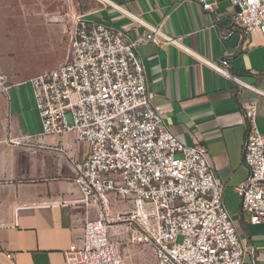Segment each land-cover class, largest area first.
Segmentation results:
<instances>
[{"label": "built area", "instance_id": "obj_1", "mask_svg": "<svg viewBox=\"0 0 264 264\" xmlns=\"http://www.w3.org/2000/svg\"><path fill=\"white\" fill-rule=\"evenodd\" d=\"M199 1L205 10H212L217 0ZM226 1L237 8L234 27H241L247 36L258 32L264 39V0ZM131 17L151 31L143 41L176 44L189 51L159 27ZM138 44L125 28L78 15L67 61L26 80L34 90L41 135L74 131L90 145L87 158L77 165L75 180L85 203L100 204L102 215L85 221L81 239L64 252L65 262L128 264L105 213L106 197L114 195L133 205L124 218L131 226L127 242L153 248L157 264H243L254 249L243 244L231 219L209 150L205 145L185 144L153 106ZM214 67L230 76L226 69ZM232 78L264 97V89ZM242 107L247 122L243 158L249 176L236 190L252 223L264 224L259 104L253 99ZM13 256L8 253L6 258Z\"/></svg>", "mask_w": 264, "mask_h": 264}, {"label": "crops", "instance_id": "obj_2", "mask_svg": "<svg viewBox=\"0 0 264 264\" xmlns=\"http://www.w3.org/2000/svg\"><path fill=\"white\" fill-rule=\"evenodd\" d=\"M86 2L87 18L125 28L132 40L139 41L153 106L185 144L207 146L231 219L243 244L254 249L243 264H264V224L252 223L236 190L249 176L243 158L247 122L242 106L258 101V126L264 132V97L232 78L264 89L262 35L247 36L241 27L235 28L237 8L226 0H217L212 10H205L199 0ZM131 14L179 39L189 51L176 44L143 41L151 31ZM41 132L32 85L26 80H0V260L4 264H66L64 252L81 239L85 221L102 215L97 204L85 203L75 180L77 165L87 158L90 145L74 131ZM29 135L34 138L24 139ZM122 237L118 240L128 264H157L153 248ZM8 253L13 258L7 259Z\"/></svg>", "mask_w": 264, "mask_h": 264}, {"label": "rangeland", "instance_id": "obj_3", "mask_svg": "<svg viewBox=\"0 0 264 264\" xmlns=\"http://www.w3.org/2000/svg\"><path fill=\"white\" fill-rule=\"evenodd\" d=\"M86 1L0 0V80H27L66 62L75 19L89 10ZM106 199L110 233L122 240L131 232L124 218L133 206L114 195Z\"/></svg>", "mask_w": 264, "mask_h": 264}]
</instances>
